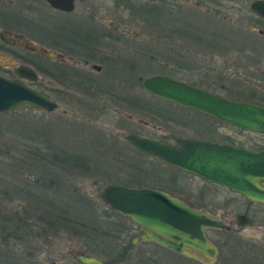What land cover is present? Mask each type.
<instances>
[{"label":"rangeland","instance_id":"obj_1","mask_svg":"<svg viewBox=\"0 0 264 264\" xmlns=\"http://www.w3.org/2000/svg\"><path fill=\"white\" fill-rule=\"evenodd\" d=\"M1 1L19 6L24 17L37 15L26 7L29 3L42 7L46 17L52 13L46 0ZM89 1L103 5V17L115 21L114 29L103 26L108 32L116 33L123 25L137 32L136 38L124 37L128 48L123 47L129 49L128 56L131 41L139 48L136 72L129 73L132 85H124L119 68L103 65V114L98 106L92 109L89 99L74 104L68 90L41 86L40 81L33 86L46 89L57 101L53 112L0 114V264H80L74 251L102 258L105 264H264L263 203L165 164L126 139L139 134L171 145L177 139L199 138L250 150L264 147V133L217 122L161 100L142 86L147 76L168 75L264 106V22L250 9L254 0ZM16 16L6 11L0 21ZM28 54L0 41V74L14 77L6 68L22 61L36 68L37 59ZM110 185L159 189L224 221L228 230H206L219 251L215 259L197 261L154 245L127 253L113 249L117 238L122 245L137 229L104 202L101 193ZM10 211L23 219L33 217L27 221L33 229L22 227L12 237L5 221ZM240 214L253 225H239ZM37 215L43 216L37 220L40 229ZM51 216L58 226L45 223ZM103 231L115 236L114 241L108 238L104 250Z\"/></svg>","mask_w":264,"mask_h":264},{"label":"water","instance_id":"obj_2","mask_svg":"<svg viewBox=\"0 0 264 264\" xmlns=\"http://www.w3.org/2000/svg\"><path fill=\"white\" fill-rule=\"evenodd\" d=\"M63 11L73 8L74 0H46ZM251 9L264 18V1H255ZM20 46L39 51L37 47ZM55 58V56H51ZM17 78L0 74V114L32 108L52 112L57 103L46 92L29 85L35 71L24 64L14 67ZM143 88L153 96L211 116L221 122L250 132L264 133V106L232 100L177 79L155 74L142 79ZM126 139L140 151L208 182H215L264 204V148L252 151L226 143L199 138L177 139L171 145L160 139L128 134ZM101 197L109 207L129 217L144 231L141 239L155 241L179 254L211 262L217 247L206 235L207 229L228 230L229 226L204 210L194 209L168 193L149 187L107 186ZM239 225H253L246 215H238ZM83 264H105L99 258L77 255ZM65 264V263H57Z\"/></svg>","mask_w":264,"mask_h":264},{"label":"flooded vegetation","instance_id":"obj_3","mask_svg":"<svg viewBox=\"0 0 264 264\" xmlns=\"http://www.w3.org/2000/svg\"><path fill=\"white\" fill-rule=\"evenodd\" d=\"M255 1L264 0H254L251 4ZM73 3V8L70 11L53 8L48 4L50 6V12L52 13L48 14L47 17L44 16L42 7L39 8L36 5L29 3L26 7H28L30 11L36 12L37 15L24 17L25 15L20 13L22 10L19 6L15 8L10 5L11 3L5 4L0 0V16L6 14V11L16 12L17 15L16 18H12L13 21L11 22L5 20L0 21L1 25L3 24L4 26H7L0 28V41H3L10 47L20 48L25 52L30 53L28 55L31 57H35L37 59V61L34 62L36 68H34V66H32L29 62L22 61L20 63H16V65H27L35 71L37 81L33 83L28 82L29 84H37V82L40 81L42 84L41 86H53L52 88L58 89L59 91L68 90L72 96L71 100L74 104L79 101L89 99L93 103L92 109L94 110L96 109L95 106H98L99 111L103 114V93H106L107 91L105 83L103 82V65H110L112 67L119 68L122 73L120 77L122 80L124 79V85H132L130 84L131 76L129 73L136 72V63L139 58V48L137 44H135V41H131V55L128 56L127 53H129V49L124 50L123 47L128 48L127 40H125L124 37L130 35L133 38H136L137 32H131L125 25L120 28L117 27L116 33L108 32L107 29H114L116 25L114 20H108L103 17V5L95 7L89 0H74ZM252 12L260 21L264 22L263 17L257 15L253 10ZM49 17H51V19H49ZM103 26H106L107 29L103 28ZM19 43H23L29 47H37L39 51H33L29 48L22 47ZM109 46L113 47L110 51L108 50ZM51 56H55V58H52ZM16 65L12 68H6V70H10L14 74V67ZM42 74L50 78L45 80L43 77H39V75ZM4 76L8 77L7 75ZM15 77L16 75L14 74V77L9 78ZM42 79H44L45 84H43ZM137 80H139V77H137ZM42 89V91L47 93L46 89ZM81 97L87 98L83 99ZM55 102L57 103L56 100ZM219 143L237 146L228 142ZM237 147L244 148L241 146ZM212 184L218 185L216 183ZM116 213L124 216L118 212ZM124 217L130 219L127 216ZM134 224L136 225L137 231L133 233L122 245L121 238H117L115 240L116 245L113 249L119 252L127 253L130 249L138 246L154 245L161 250L173 253L177 256L188 257L172 251L155 241L142 240L141 236L144 235V231L141 229L140 225L136 223ZM101 233L103 236L102 241L104 250L107 246L108 238H113L114 241L115 236L105 231L100 232V234ZM119 244V249H117ZM72 254L74 258H76L77 255H82L77 251H74ZM89 256L93 255L89 254ZM188 258L194 259L191 257ZM99 259L103 260L102 258ZM79 263L83 264L81 262Z\"/></svg>","mask_w":264,"mask_h":264},{"label":"trees","instance_id":"obj_4","mask_svg":"<svg viewBox=\"0 0 264 264\" xmlns=\"http://www.w3.org/2000/svg\"><path fill=\"white\" fill-rule=\"evenodd\" d=\"M20 112V111H19ZM52 161H53V159H52ZM31 196H36L37 198H42L40 195H38L37 193H32L31 194ZM43 199H44V197H43ZM44 201H46L47 203H49V204H51V201H48L47 199H44ZM55 206H57V205H53V208L55 207ZM50 208H51V206H50ZM38 210V209H37ZM10 213V216L8 217V218H6L5 219V221H6V228L7 229H9L10 228V231H12L11 232V236L12 237H14V236H17V234H18V231L20 232V229H22V227H23V229H24V227H28L29 229L31 228V229H33V225H29L28 223H30L31 221H33L32 219H33V217H29L28 218V220H27V218H25V219H23V218H21V217H19L16 213H15V211H10L9 212ZM42 213H43V211H42ZM41 217H43L42 215L40 216V215H37L36 217H35V220L34 221H36V225H37V227L36 228H38V229H40V226L38 225V221H40V219L39 218H41ZM52 218L51 219H48L47 218V220H45V223L46 224H53V225H59V224H57L58 222L57 221H55V220H53V216H51ZM41 219H43V218H41ZM38 220V221H37ZM27 221H29L28 223H27ZM45 224V225H46ZM22 229V230H23ZM24 234H26V233H24ZM39 232L36 234L37 236H39Z\"/></svg>","mask_w":264,"mask_h":264},{"label":"bare ground","instance_id":"obj_5","mask_svg":"<svg viewBox=\"0 0 264 264\" xmlns=\"http://www.w3.org/2000/svg\"><path fill=\"white\" fill-rule=\"evenodd\" d=\"M157 98H159V97H157ZM159 99H161V98H159ZM163 100V99H162ZM165 101V100H164ZM167 102V101H166Z\"/></svg>","mask_w":264,"mask_h":264}]
</instances>
